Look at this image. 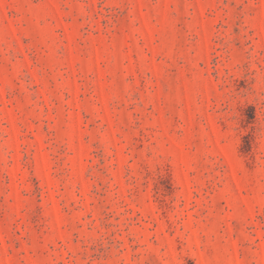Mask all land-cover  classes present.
Here are the masks:
<instances>
[{"label": "rangeland", "instance_id": "rangeland-1", "mask_svg": "<svg viewBox=\"0 0 264 264\" xmlns=\"http://www.w3.org/2000/svg\"><path fill=\"white\" fill-rule=\"evenodd\" d=\"M0 264H264V0H0Z\"/></svg>", "mask_w": 264, "mask_h": 264}]
</instances>
